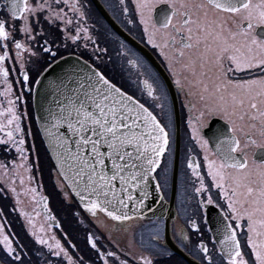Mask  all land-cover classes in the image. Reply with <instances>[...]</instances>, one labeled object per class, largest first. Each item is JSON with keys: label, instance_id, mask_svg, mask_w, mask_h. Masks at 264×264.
<instances>
[{"label": "snow or ice", "instance_id": "6c2138e0", "mask_svg": "<svg viewBox=\"0 0 264 264\" xmlns=\"http://www.w3.org/2000/svg\"><path fill=\"white\" fill-rule=\"evenodd\" d=\"M120 2L124 4V0ZM132 2L147 43L159 50L177 89L187 99L191 113L187 127L194 147L187 149L185 163L198 205L219 210L215 227L206 218L199 223L187 220L198 234L194 248L200 264H264V0ZM123 11L127 15L129 8L125 6ZM69 12L79 18L74 21ZM82 21L87 16L80 0H0V151L4 153L0 170L5 175H20V169L32 172L25 147L31 128L26 132L22 126L23 117L29 115L27 100L22 112L18 103L25 88L30 96L36 86L37 95L43 89L44 103L38 104L43 115L38 119L56 160L58 186L61 179L66 182L93 216L99 212L113 221H133L143 216L151 195L150 180L155 181L157 192L161 190L160 173L167 180V170L161 165L171 135L147 106L148 99H161L155 82L140 81L147 99L113 82L95 63L108 49L100 48ZM45 24L64 26V48L68 40L77 47L83 40L85 50L91 43L93 62L83 59L81 53L78 62L69 64L61 55L68 66L48 79L53 62L59 65L60 45L46 38ZM13 73H17L15 79ZM14 83L21 85L19 94L14 92ZM216 119L223 124L206 133ZM13 150L19 162L15 157L7 160ZM201 153L203 162L197 159ZM33 178L29 175L28 181ZM24 183L20 176V184ZM10 190L15 193L16 187ZM25 191L36 200L37 188ZM62 191L64 199H70L71 194ZM46 201L47 197H40L45 208ZM21 215L32 222L29 213L21 211ZM44 231L41 227L40 232ZM179 231L183 244L189 236L183 227ZM205 231L212 235L206 236ZM32 235L36 244L48 249L49 256L60 258L58 264H85L83 256L74 259L55 235L47 239L36 231ZM151 239L156 242V254L167 251L159 243L158 224L151 229ZM88 243L101 264H129L116 251L101 250L92 236ZM0 246L5 254L0 256V264H25L18 248L22 251L26 245H14L3 223ZM133 260L153 264L151 255L140 254Z\"/></svg>", "mask_w": 264, "mask_h": 264}, {"label": "flooded vegetation", "instance_id": "af4514ba", "mask_svg": "<svg viewBox=\"0 0 264 264\" xmlns=\"http://www.w3.org/2000/svg\"><path fill=\"white\" fill-rule=\"evenodd\" d=\"M102 6L105 13L110 17L116 25L128 36L134 39L137 43L143 46L166 71L175 86L176 98L178 103V111L180 117L179 125V155L177 165V176L175 182V191L173 195V204L175 210V220L170 225L169 239L170 243L177 247L180 251L187 254L190 258L200 264L199 256L196 255L194 244L197 241L198 234H196L187 224L188 219H197L198 223L202 222L201 218L206 217L208 209L215 206H208L207 208H200L198 205L199 197L193 192L192 179L190 172L186 169V154L189 147H194L193 142L190 141V130L187 127L188 118L191 114L186 107L187 99L183 91L177 89L172 74L168 68L167 62L160 55L158 49H154L147 43V37L144 36L142 26L139 25L138 16L135 15L134 4L132 0H124L121 4L120 0H97ZM83 5V10L86 13L87 21H82L84 26L90 28L93 39L99 44L100 48H107L106 54H101V60L95 61L99 67L105 71L113 82L118 86H122L130 93H135L142 99H147L146 91L142 92L143 85L140 83L143 79H150L154 81L157 86V94L160 95L159 101H152L148 99L150 110L157 116L160 121L168 127L171 135V143L169 152L165 154L161 167L167 170V180H164V173H160L158 179L161 181V193L168 203L172 199V170L174 164V153L176 146L175 128L173 120V110L167 89L149 62L131 45L125 42L108 24L106 19L100 13L97 6L92 0H80ZM129 8L126 15L123 11L124 7ZM68 11V9H65ZM70 17L78 19V16H73L71 12L68 13ZM129 20L135 21L129 23ZM49 35L46 37L50 41L55 40L56 45H60V55L56 57L61 58L66 55L80 56L83 53V59L93 62L92 48L93 45L89 43V48H83L84 41L79 43L80 47L72 44L71 40L67 41L68 47L64 48V32L63 25L59 28L55 25H44ZM75 23L69 26V31H72ZM40 43H43L41 40ZM136 61L134 66L129 61ZM11 63V62H9ZM18 67V65H17ZM17 73L12 74L15 79ZM2 87V86H0ZM21 85L14 83V92L19 94ZM33 90V89H32ZM25 96L18 103V111L24 110V101L27 100V110L29 115L23 117L22 126L27 132L29 126L31 133L26 135L25 147L29 149V164L32 167V172H25L23 169L18 170L20 175L9 172L5 175L3 170H0V223L6 225V231L13 239L14 245H26L20 254L23 256L25 264H58L60 258L51 257L48 255V249L35 243V237L32 235L33 231L49 238L55 235L57 239L69 250L74 259L80 256L84 257L85 264H101L98 260L95 250H93L88 243V237L92 236L98 243V247L102 246L101 250L116 251L121 258L128 259L129 264H137L133 257H139L140 254L151 255L153 257V264H187L180 256L171 251L166 245L165 227L162 220L142 221L138 224H133L127 227H117L116 225L106 222L103 219H93L86 216L81 209L74 202L72 197L64 199V191L66 188L60 181L58 186V175L53 172V166L44 149L43 143L37 132L32 109V93L29 96L27 89H24ZM3 101V97H0ZM6 106V101H4ZM162 104V108H157L155 105ZM218 125H210V128H216ZM207 130V129H205ZM3 133H0L2 136ZM35 146L33 149L32 146ZM198 152L199 149H196ZM17 159L14 150L7 156V160L11 161L13 158ZM0 159H4V153L0 151ZM203 162V154L197 156ZM159 171V170H158ZM202 172L206 176V167L202 168ZM32 175L34 178L31 182L28 181V176ZM20 176H23L25 183L20 184ZM15 181V184L12 183ZM210 178L206 176V183ZM16 187V192L13 193L11 187ZM37 188L36 200L32 199L31 193H26L27 188ZM67 191V190H66ZM216 190L212 189V194L215 198ZM207 195V194H205ZM47 197V208L43 206L44 202H40V197ZM19 199L21 203L17 204ZM39 202V206L38 205ZM207 209V210H206ZM218 210V209H217ZM21 211L29 213L32 222L29 223L28 217L21 215ZM219 211V210H218ZM39 213V215H36ZM55 217V219H50ZM217 216H215L216 218ZM212 227H215L213 222H209ZM158 224L161 229V241L159 242L167 250L164 254H156V248L153 245L155 241L151 239V229ZM115 226V227H114ZM45 229L40 232V228ZM183 227L189 236V240L181 243L179 229ZM206 236L212 235L205 231ZM187 244L188 247L184 245ZM152 246L153 249L146 247ZM74 246V247H73ZM2 247V246H0ZM211 247V245H209ZM191 249V250H190ZM124 253H128L124 256ZM5 254L0 252V256ZM66 264V262H65Z\"/></svg>", "mask_w": 264, "mask_h": 264}, {"label": "water", "instance_id": "95a60500", "mask_svg": "<svg viewBox=\"0 0 264 264\" xmlns=\"http://www.w3.org/2000/svg\"><path fill=\"white\" fill-rule=\"evenodd\" d=\"M93 3L97 6L100 13L103 15V17L106 19L108 24L111 26V28L129 45H131L133 48H135L153 67V69L156 71L158 76L163 81L167 92L170 97L172 110H173V120L175 128V137H176V146H175V153H174V164H173V170H172V199L168 203L165 201L164 197L163 200L160 199L161 196V190L160 192H157L155 189V181L150 180V187L149 192L151 195L149 196L148 200L145 201V207L143 208V216L141 218H138L133 221H124V222H117L111 220V218H108L104 213H97L96 216H93L90 212H88L86 209L83 208V205L79 203L78 197H75L74 193H71V189L67 187L66 182H63L61 179V182L63 183L66 190L71 194L72 199L77 204V206L81 209V211L88 216L89 218L93 219H103L106 222L112 223L116 225L117 227H127L133 224H138L142 221H150V220H162L164 222L165 227V239H166V245L169 247L171 251L176 253L178 256H180L187 264H199L196 261H194L192 258H190L187 254L180 251L177 247L173 246L170 243L169 239V230L171 223L175 220V210H174V204H173V195L175 191V182H176V176H177V165H178V155H179V146H178V140H179V125H180V117H179V111H178V103L176 98V92H175V86L170 79L169 75L166 73V71L161 67V65L156 61V59L139 43H137L134 39H132L130 36H128L126 33H124L117 25L116 23L108 17V15L103 10L102 6L99 4L97 0H92ZM65 57L69 64L76 63L77 57L76 55H66ZM57 61H59V65L57 66L55 62H53V68L49 71L47 74V78L51 79L57 76L62 72L64 68H66L68 65L65 64L64 60L61 58H58ZM43 89H40V95H37V88L36 86H33L32 90V109H33V117L36 125L37 132L40 136V139L43 143L44 149L49 157V160L53 166V172H55L58 175L56 165V160L54 158L53 152L51 148L49 147L47 140L44 136L43 130L41 128L42 120L38 119V117L43 115V111L41 107H38V104L42 105L44 103L43 99ZM223 121H220L219 119H216L211 122L210 125H222ZM211 129L209 128L205 130L206 133H208ZM137 197L139 198V192H137ZM207 210V209H206ZM218 213L219 211L212 207L211 209H208V212L206 213V217L208 218L209 222H213L214 225H216L217 219H218ZM130 215L132 213H129ZM215 216H217L215 218Z\"/></svg>", "mask_w": 264, "mask_h": 264}, {"label": "bare ground", "instance_id": "6f19581e", "mask_svg": "<svg viewBox=\"0 0 264 264\" xmlns=\"http://www.w3.org/2000/svg\"><path fill=\"white\" fill-rule=\"evenodd\" d=\"M146 247H149L150 249H153L152 246H150V245H147Z\"/></svg>", "mask_w": 264, "mask_h": 264}]
</instances>
